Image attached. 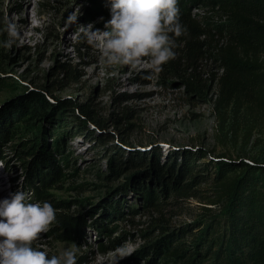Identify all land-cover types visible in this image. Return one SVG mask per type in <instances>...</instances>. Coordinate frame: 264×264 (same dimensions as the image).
Returning <instances> with one entry per match:
<instances>
[{"label": "rangeland", "instance_id": "rangeland-1", "mask_svg": "<svg viewBox=\"0 0 264 264\" xmlns=\"http://www.w3.org/2000/svg\"><path fill=\"white\" fill-rule=\"evenodd\" d=\"M188 9L206 31L199 38L206 56L192 67L194 62L185 59L182 44L176 42V58L157 72L148 58L136 67L106 66L79 25L93 23L103 30L111 17L87 20L82 0H0V110L18 95L36 89L49 102L70 99L83 104L92 116L91 120L78 119L76 109L55 114L50 120L35 114L28 128L18 125L13 139L0 143L6 163L0 161V182L4 179L6 190V194L0 192V200L23 190L36 202L18 148L22 142L33 143L43 131L63 174L50 193L69 205V215L85 220L82 236L75 241H57L51 225L34 242L49 257L75 243L80 246L77 264H112V252L127 241L135 251L117 264H148L151 257L153 264H175L143 248L161 231L191 243L192 233L203 225H223L225 201L212 202L216 199L212 192L215 169L209 161L219 156L264 164V105L240 109L232 105L222 113L215 107L217 87L210 78L221 71L212 51L225 36L226 19L206 0L196 5L184 3L183 11ZM73 14L76 23L69 22ZM9 21L17 25L21 36L11 48H5ZM189 74L195 85L193 93L186 89ZM64 118L67 125H62ZM55 137L60 139L57 151ZM197 150H203L205 158L198 160ZM185 155H192L194 168L202 170V182L192 187L202 191L197 197L174 193L167 197L165 193L158 206H147L136 185L159 188L153 160L178 166ZM112 158L128 178L112 174ZM128 179L131 185L126 183ZM114 206L118 213L110 212ZM201 264H213V260Z\"/></svg>", "mask_w": 264, "mask_h": 264}, {"label": "trees", "instance_id": "trees-1", "mask_svg": "<svg viewBox=\"0 0 264 264\" xmlns=\"http://www.w3.org/2000/svg\"><path fill=\"white\" fill-rule=\"evenodd\" d=\"M82 1L86 6L87 20L110 17V0ZM203 1L178 0L180 21L186 26L187 33L176 38V42L182 44L185 59L194 62L192 67L206 56L203 40H199L206 35V31L190 17V9L183 11V5H196ZM206 1L227 22L225 36L216 41L212 51V57L221 71L210 78L217 87L216 109L222 113L232 105L236 109L264 105V0ZM190 79L189 74L185 79L186 89L193 93L195 85ZM74 109L77 110L75 116L78 119L91 120L92 116L83 104H76L70 99L49 102L39 90H27L0 110V143L13 139L19 131L18 125L28 128L35 114L50 120L55 114L63 115L64 111L73 112ZM64 119L62 125H67ZM59 141L55 137L56 151L60 149ZM25 144L22 142L19 145L18 152L24 158L25 176L31 181L36 202L47 201L56 209V222L52 224L55 239L60 242L77 240L82 236L85 220L69 215V205L55 199L50 193L53 186L62 180L63 174L47 146L44 132H40L33 143ZM191 156H183L178 166L173 163L159 164L157 158L153 160L152 169L159 188L155 191L151 186L136 185L147 206H158L161 195L165 196V193L167 197L173 193L180 196L199 195L202 190L192 187L198 186L204 175L199 173L202 170L194 168L195 159ZM197 157L198 160L205 158V152L197 150ZM0 158L3 159L1 154ZM209 162L215 169L212 192L216 199L212 202L225 201L223 225H203L199 232L192 233L191 243L184 237L172 239L168 233L161 231L143 249L175 264H201L207 259H212L213 264H264V164L224 160L219 156ZM3 163L6 164L5 161ZM5 170H8L6 166ZM110 171L115 177H129L124 175L125 171L116 158L110 161ZM165 173L168 174L167 178L164 177ZM179 178H182V182H179ZM126 183L131 185L132 182L128 179ZM110 212L119 211L114 206ZM96 227L103 229L100 222L96 223ZM147 263L153 264V257Z\"/></svg>", "mask_w": 264, "mask_h": 264}, {"label": "clouds", "instance_id": "clouds-1", "mask_svg": "<svg viewBox=\"0 0 264 264\" xmlns=\"http://www.w3.org/2000/svg\"><path fill=\"white\" fill-rule=\"evenodd\" d=\"M110 5L111 18L103 30L94 28L93 23L79 25L86 41L99 49L106 66L136 67L148 58L152 68L159 72L176 58V38L187 33L180 21L178 0H110ZM68 19L76 23L77 15ZM6 32L8 39L3 46L11 48L21 33L11 21ZM0 161L4 165L1 158ZM55 222L56 209L51 203L31 202L30 195L23 190L9 193V197L0 200V264H77L80 246L75 243L51 257L46 250L33 246ZM134 251L126 241L112 252V264Z\"/></svg>", "mask_w": 264, "mask_h": 264}, {"label": "bare ground", "instance_id": "bare-ground-1", "mask_svg": "<svg viewBox=\"0 0 264 264\" xmlns=\"http://www.w3.org/2000/svg\"><path fill=\"white\" fill-rule=\"evenodd\" d=\"M5 174H6V173H5ZM7 178H8V177H7ZM1 181H2V182H0V192L3 191L2 194H6L5 187H2V186H4V185H3V181H4V179H1ZM1 187H2V188H1ZM4 190H5V191H4ZM0 195H1V194H0Z\"/></svg>", "mask_w": 264, "mask_h": 264}]
</instances>
